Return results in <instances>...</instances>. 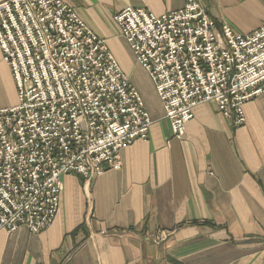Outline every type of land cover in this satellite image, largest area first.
<instances>
[{"label":"built area","instance_id":"2783aa9c","mask_svg":"<svg viewBox=\"0 0 264 264\" xmlns=\"http://www.w3.org/2000/svg\"><path fill=\"white\" fill-rule=\"evenodd\" d=\"M113 19L174 137L199 103L239 127L244 103L264 96V24L236 34L200 0L161 15L127 6ZM0 51L17 93L0 108V230L37 233L57 213L61 177L120 168L121 149L147 139L151 118L105 41L62 0H0Z\"/></svg>","mask_w":264,"mask_h":264},{"label":"crops","instance_id":"0c3cea01","mask_svg":"<svg viewBox=\"0 0 264 264\" xmlns=\"http://www.w3.org/2000/svg\"><path fill=\"white\" fill-rule=\"evenodd\" d=\"M62 1L105 41L141 94L148 137L121 149L118 169L88 181L64 175L49 228L0 230V264H264V96L244 103L239 127L213 102L199 103L176 138L113 15L127 6L161 15L184 0ZM200 2L236 34L264 24V0ZM16 103L0 52V108ZM158 231L168 235L155 242Z\"/></svg>","mask_w":264,"mask_h":264},{"label":"rangeland","instance_id":"374dc122","mask_svg":"<svg viewBox=\"0 0 264 264\" xmlns=\"http://www.w3.org/2000/svg\"><path fill=\"white\" fill-rule=\"evenodd\" d=\"M121 11V10H120ZM119 12V11H118ZM1 52V51H0ZM1 59H2V56H1ZM3 61V60H2ZM4 62V61H3ZM5 63V62H4ZM6 64V63H5ZM244 124V123H243ZM68 174H72V173H68ZM64 175H66V174H64ZM63 175V176H64ZM75 175H77V174H75ZM62 176V177H63ZM77 176H80V175H77ZM62 177H61V180H62ZM81 177V176H80ZM82 178V177H81ZM83 179V178H82ZM84 181H86L85 179H83ZM88 181V180H87ZM61 193V192H60ZM58 211V210H57ZM56 216V215H55ZM55 218V217H54ZM54 220V219H53ZM53 222V221H52ZM52 224V223H51ZM2 230V229H1ZM16 230V229H15ZM6 231V230H5ZM42 231V230H41ZM40 232V231H39ZM38 233V232H37Z\"/></svg>","mask_w":264,"mask_h":264},{"label":"bare ground","instance_id":"6f19581e","mask_svg":"<svg viewBox=\"0 0 264 264\" xmlns=\"http://www.w3.org/2000/svg\"><path fill=\"white\" fill-rule=\"evenodd\" d=\"M55 219V218H54ZM49 228V227H48Z\"/></svg>","mask_w":264,"mask_h":264}]
</instances>
